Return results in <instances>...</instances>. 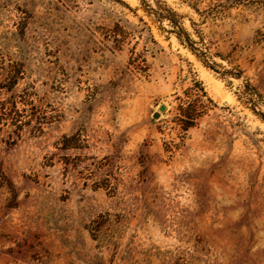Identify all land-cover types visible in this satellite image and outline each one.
Returning <instances> with one entry per match:
<instances>
[{
  "label": "rangeland",
  "instance_id": "374dc122",
  "mask_svg": "<svg viewBox=\"0 0 264 264\" xmlns=\"http://www.w3.org/2000/svg\"><path fill=\"white\" fill-rule=\"evenodd\" d=\"M0 264H264V0H0Z\"/></svg>",
  "mask_w": 264,
  "mask_h": 264
},
{
  "label": "water",
  "instance_id": "95a60500",
  "mask_svg": "<svg viewBox=\"0 0 264 264\" xmlns=\"http://www.w3.org/2000/svg\"><path fill=\"white\" fill-rule=\"evenodd\" d=\"M166 111H167V107L165 105H160L159 113L155 114V119H159L161 116V113H165Z\"/></svg>",
  "mask_w": 264,
  "mask_h": 264
}]
</instances>
